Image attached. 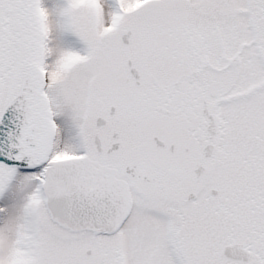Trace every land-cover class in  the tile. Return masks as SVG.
Segmentation results:
<instances>
[{
  "label": "snow or ice",
  "instance_id": "1",
  "mask_svg": "<svg viewBox=\"0 0 264 264\" xmlns=\"http://www.w3.org/2000/svg\"><path fill=\"white\" fill-rule=\"evenodd\" d=\"M0 264H264V0H0Z\"/></svg>",
  "mask_w": 264,
  "mask_h": 264
}]
</instances>
